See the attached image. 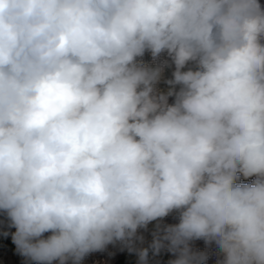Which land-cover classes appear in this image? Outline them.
I'll use <instances>...</instances> for the list:
<instances>
[{"label": "clouds", "instance_id": "obj_1", "mask_svg": "<svg viewBox=\"0 0 264 264\" xmlns=\"http://www.w3.org/2000/svg\"><path fill=\"white\" fill-rule=\"evenodd\" d=\"M0 212L29 264H264L261 0H0Z\"/></svg>", "mask_w": 264, "mask_h": 264}, {"label": "rangeland", "instance_id": "obj_2", "mask_svg": "<svg viewBox=\"0 0 264 264\" xmlns=\"http://www.w3.org/2000/svg\"><path fill=\"white\" fill-rule=\"evenodd\" d=\"M261 3L264 4V0H261ZM167 59L166 54H162L160 57V60ZM143 60L147 62L148 64H155L156 61L152 60L150 53H145ZM173 67H166L163 70L162 79L159 84H157V88L166 91L169 87L164 81L166 79H170L172 76ZM174 100V97L169 98V103H172ZM242 183H247L250 181L241 180ZM157 223H160L161 225L166 224H175L178 223V213L173 212L167 217L163 218L161 221H153L151 222L146 229L141 228L138 230V236H143V242L137 241L136 244L139 245H150L153 239V232L156 231V225ZM10 221L7 218L6 214L3 212H0V240L5 236V233H7V236L11 238V234L15 231V228L9 226ZM48 235V234H45ZM192 247L195 250L199 251H205L208 252V260L206 261V264H217L218 257V248L215 246V244L207 245L203 240H194L191 242ZM127 248L124 247L120 242L109 244L106 246V248L102 251L92 252L88 254L82 261L81 264H116V260L118 257L125 252ZM18 253H15L11 251V249H7L6 247H2L0 249V264H29L25 260L24 257L17 255ZM174 256L168 252L166 249L161 250V252L158 255H149L148 264H168L167 261H165V255ZM138 264V262L134 263Z\"/></svg>", "mask_w": 264, "mask_h": 264}, {"label": "trees", "instance_id": "obj_3", "mask_svg": "<svg viewBox=\"0 0 264 264\" xmlns=\"http://www.w3.org/2000/svg\"><path fill=\"white\" fill-rule=\"evenodd\" d=\"M136 246L139 247H148L149 245H139L136 244ZM2 247H6L7 249H11L15 253V245L12 243V240L9 236L5 235L0 240V249ZM151 250L149 251V255H151ZM19 255V254H17ZM173 259L172 256L165 255V261L169 262V260ZM138 262V257L135 252H129L128 249L125 250L123 254H121L118 259L116 260V264H134Z\"/></svg>", "mask_w": 264, "mask_h": 264}, {"label": "built area", "instance_id": "obj_4", "mask_svg": "<svg viewBox=\"0 0 264 264\" xmlns=\"http://www.w3.org/2000/svg\"><path fill=\"white\" fill-rule=\"evenodd\" d=\"M15 251H16V247H15ZM16 253H17V251H16Z\"/></svg>", "mask_w": 264, "mask_h": 264}]
</instances>
